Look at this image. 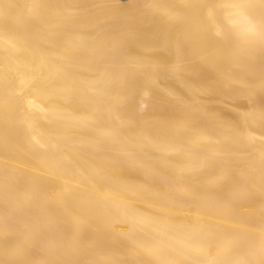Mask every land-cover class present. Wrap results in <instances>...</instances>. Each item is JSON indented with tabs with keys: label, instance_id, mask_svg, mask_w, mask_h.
Instances as JSON below:
<instances>
[{
	"label": "bare ground",
	"instance_id": "obj_1",
	"mask_svg": "<svg viewBox=\"0 0 264 264\" xmlns=\"http://www.w3.org/2000/svg\"><path fill=\"white\" fill-rule=\"evenodd\" d=\"M0 264H264V0H0Z\"/></svg>",
	"mask_w": 264,
	"mask_h": 264
}]
</instances>
